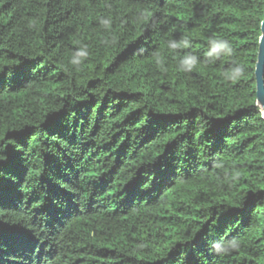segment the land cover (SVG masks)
I'll list each match as a JSON object with an SVG mask.
<instances>
[{
	"label": "trees",
	"instance_id": "16d2710c",
	"mask_svg": "<svg viewBox=\"0 0 264 264\" xmlns=\"http://www.w3.org/2000/svg\"><path fill=\"white\" fill-rule=\"evenodd\" d=\"M263 22L264 0H0V264H264Z\"/></svg>",
	"mask_w": 264,
	"mask_h": 264
},
{
	"label": "clouds",
	"instance_id": "9594fccd",
	"mask_svg": "<svg viewBox=\"0 0 264 264\" xmlns=\"http://www.w3.org/2000/svg\"><path fill=\"white\" fill-rule=\"evenodd\" d=\"M105 25L110 24V20L108 21H102ZM211 43L214 45L212 48V51L208 53V55H213L214 53L218 54V49H222L224 47V43L226 42H217L216 40H212ZM168 46L170 49L175 50L176 48H186L188 47V40L187 37H184L179 43L175 42L174 40H170L168 42ZM88 56V52L86 49L81 48L74 52L71 63L73 65H79L83 62V59H85ZM199 60L196 56L192 54H186L183 56L182 59L179 60V70L182 72H191L196 68V66L199 64ZM235 72L243 73L244 69L243 67L235 69ZM228 75H232V73H229ZM254 103L257 105L258 109H264V105H261L259 98H257ZM261 115H264V111L261 112ZM235 242L229 243L227 245H221L220 243H217L214 245V247L217 250H227L228 247H235Z\"/></svg>",
	"mask_w": 264,
	"mask_h": 264
},
{
	"label": "water",
	"instance_id": "95a60500",
	"mask_svg": "<svg viewBox=\"0 0 264 264\" xmlns=\"http://www.w3.org/2000/svg\"><path fill=\"white\" fill-rule=\"evenodd\" d=\"M256 79L257 97L259 98L261 105H264V22L262 24V36L260 39V52L256 69ZM262 111H264V109H262Z\"/></svg>",
	"mask_w": 264,
	"mask_h": 264
}]
</instances>
